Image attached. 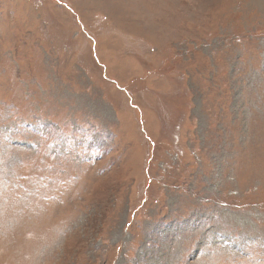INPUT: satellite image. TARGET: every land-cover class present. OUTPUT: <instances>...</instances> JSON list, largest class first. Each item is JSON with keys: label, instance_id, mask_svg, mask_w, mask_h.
Listing matches in <instances>:
<instances>
[{"label": "rangeland", "instance_id": "374dc122", "mask_svg": "<svg viewBox=\"0 0 264 264\" xmlns=\"http://www.w3.org/2000/svg\"><path fill=\"white\" fill-rule=\"evenodd\" d=\"M0 264H264V0H0Z\"/></svg>", "mask_w": 264, "mask_h": 264}]
</instances>
